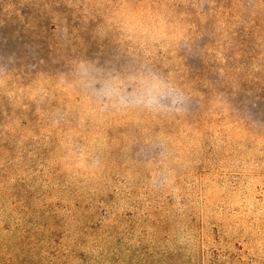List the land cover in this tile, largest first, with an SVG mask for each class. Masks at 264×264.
<instances>
[{
	"label": "rangeland",
	"instance_id": "374dc122",
	"mask_svg": "<svg viewBox=\"0 0 264 264\" xmlns=\"http://www.w3.org/2000/svg\"><path fill=\"white\" fill-rule=\"evenodd\" d=\"M85 57L147 61L195 104L97 115L61 76ZM0 63V264H264V0H0ZM152 138L161 191L129 152Z\"/></svg>",
	"mask_w": 264,
	"mask_h": 264
},
{
	"label": "clouds",
	"instance_id": "9594fccd",
	"mask_svg": "<svg viewBox=\"0 0 264 264\" xmlns=\"http://www.w3.org/2000/svg\"><path fill=\"white\" fill-rule=\"evenodd\" d=\"M6 67L0 63V69ZM64 83L79 93L91 112L101 115L138 113L152 118H182L194 104L192 94L170 74L154 68L147 61L103 60L81 58L72 62L70 70L61 73ZM64 114L57 110L52 120L59 124ZM137 164H153L155 170L146 183L154 191L166 189L172 179L169 162L172 152L168 144L152 138L137 140L129 147ZM102 166L99 155L90 159L89 167Z\"/></svg>",
	"mask_w": 264,
	"mask_h": 264
}]
</instances>
